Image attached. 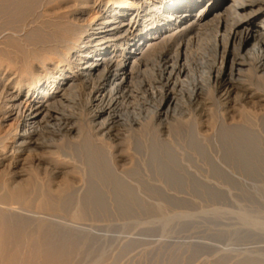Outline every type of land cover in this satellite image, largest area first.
<instances>
[{
  "label": "bare ground",
  "instance_id": "bare-ground-1",
  "mask_svg": "<svg viewBox=\"0 0 264 264\" xmlns=\"http://www.w3.org/2000/svg\"><path fill=\"white\" fill-rule=\"evenodd\" d=\"M40 32L47 41L31 48L35 55L26 70L16 67L18 59L0 63V127L15 122L0 137V167L9 176L0 184V221L56 236L54 242L67 252L82 255L93 243L107 244L94 226L81 223L87 210L81 191L74 192L78 223L53 216L77 173L70 169L72 162L54 151L55 144L65 140L81 146L82 95L93 142L105 148L106 174L114 180H122L117 167L128 162L131 150L116 127L124 117L123 100L142 96L146 107L144 118L139 104L133 115L125 114L129 126L147 123L159 131L173 106L188 103L195 107L196 135L213 101L222 120L235 110L264 105L258 90L264 86V0H0V52L8 40L27 48L31 35ZM137 78L140 85L133 89ZM25 166L29 172H23ZM121 244L103 246L92 263L72 252L73 259L85 262L71 258L68 264H98L109 256L121 264L131 243ZM245 253L220 255L213 264H264V252ZM170 257L158 252L153 259L172 264Z\"/></svg>",
  "mask_w": 264,
  "mask_h": 264
},
{
  "label": "rangeland",
  "instance_id": "rangeland-1",
  "mask_svg": "<svg viewBox=\"0 0 264 264\" xmlns=\"http://www.w3.org/2000/svg\"><path fill=\"white\" fill-rule=\"evenodd\" d=\"M29 40L27 48L16 41H6L0 52V63L7 65L18 59L20 63L16 67L20 68V72L26 70L35 55L31 48L42 45L47 37L40 32L32 34ZM36 64H33L35 68ZM140 81L135 79L132 88L139 87ZM258 88L264 96V86ZM80 98L82 106L86 97L82 95ZM132 99L123 100L124 117L116 124L131 149L127 153L128 162L117 167L122 180L107 177L106 172L109 173L110 169L105 159V148L94 144V132L88 125L87 112L81 106L78 107L79 113H82L81 146L75 147L74 143L69 144L65 140L55 144L57 148L54 151L72 162L70 169L78 174L74 172V185L63 196L60 207L53 213L54 218L61 222L72 219L77 222L78 219L74 221L73 217L76 206L74 192L81 191L87 207L81 214V223L94 226L96 236L107 242L105 245L93 243L88 246L90 248L82 249L87 253L85 255L81 251L87 258L86 262L92 263V259L101 254L103 246L115 249L122 242L123 245H133H130L126 260H120L121 264L145 257H151L150 261H145L146 264L151 261L158 264L153 259L158 252L173 256L170 257L172 264H213L220 255L236 256L241 253L245 256V251L254 255L259 251L262 255L264 105L235 110L233 117L222 120L221 112L213 101L210 116L205 118L201 132L196 135L193 129L195 107L188 103L173 106L168 122L160 131L147 123L129 126L128 117L134 114L136 104L143 106V112L137 110L140 116H146L142 96ZM14 127L13 121L2 125L0 137ZM45 157L49 159L51 156L47 154ZM77 169L82 176L84 172L85 177L79 175ZM22 170L29 172V167L25 166ZM5 173L7 170L0 167V184L8 176ZM2 223L0 264H41L48 261L50 264H68L73 255H81L77 251L74 253L75 250H72L73 253L67 252V249L64 251L57 242L56 246V236L38 235L31 230L14 229V226ZM81 257L75 258L80 260ZM73 258L71 262L75 260ZM108 258L98 264L116 262L112 257ZM82 261L85 262L81 258Z\"/></svg>",
  "mask_w": 264,
  "mask_h": 264
}]
</instances>
